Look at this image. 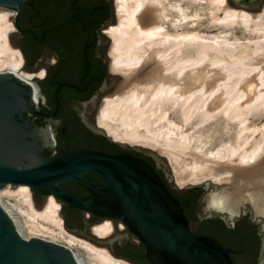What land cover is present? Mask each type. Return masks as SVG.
<instances>
[{"label": "bare ground", "instance_id": "1", "mask_svg": "<svg viewBox=\"0 0 264 264\" xmlns=\"http://www.w3.org/2000/svg\"><path fill=\"white\" fill-rule=\"evenodd\" d=\"M115 1L118 20L109 30L110 67L123 82L104 99L99 126L121 144L158 150L167 157L180 188L224 184L211 193L220 206L231 199L239 213L249 201L256 215H264V122H252L264 115V2L254 12L229 0ZM9 10L0 7V72L31 82L20 49L11 42L15 27ZM150 57L154 67L139 77ZM175 107H180V123L172 117ZM196 115V127L219 116L227 126L236 123L235 142L208 147L211 140L204 139L205 132L185 129ZM14 195L27 204L20 210L23 217L8 199ZM0 204L24 238L66 245L78 264H134L69 231L62 203L53 194L38 207L29 185L7 184L0 189ZM92 231L110 236L113 223L104 220Z\"/></svg>", "mask_w": 264, "mask_h": 264}, {"label": "flooded vegetation", "instance_id": "2", "mask_svg": "<svg viewBox=\"0 0 264 264\" xmlns=\"http://www.w3.org/2000/svg\"><path fill=\"white\" fill-rule=\"evenodd\" d=\"M27 3L21 12L13 9L15 29L11 42L23 55V69L32 75L30 83L34 93L37 91L43 99L39 107L34 103V108L46 114L25 113L43 154L55 157L75 149H95L144 159L170 185L172 193L181 203L189 199V206L184 211L195 234L214 237L230 249L235 264H264V215H256L244 208L233 217V221L228 215L227 220L211 217L203 223L200 231L195 230L193 216L199 221L202 219L195 216L194 209L199 193L204 189L193 187L183 196L152 154L134 148L126 149L99 126L98 108L112 93L119 78L110 67L112 38L109 30L118 20L116 1L28 0ZM90 175L99 186L104 185L103 178L98 174ZM85 179L90 182L88 177ZM62 187L79 197H93L80 182L64 183ZM33 192L36 198L47 197ZM57 199L65 207L64 216L70 224V231L86 237L85 233H93L95 224L110 220L114 232L107 237L113 242L107 245L111 251L136 264H149L146 257L139 258V254H143V245L137 238L135 241L139 243V248L134 246L129 237L131 232L123 221L101 217ZM81 221L85 222L87 229H80L78 223Z\"/></svg>", "mask_w": 264, "mask_h": 264}, {"label": "water", "instance_id": "3", "mask_svg": "<svg viewBox=\"0 0 264 264\" xmlns=\"http://www.w3.org/2000/svg\"><path fill=\"white\" fill-rule=\"evenodd\" d=\"M27 2L0 0V7L21 12ZM33 96L29 81L9 71L0 72V189L7 184H26L37 193L53 194L75 208L120 219L141 241L143 255L149 264H235L230 249L212 236L192 231L181 201L144 159L95 149H75L46 157L25 116L26 112L46 114L34 108ZM99 131L104 132L102 128ZM131 148L141 151V147ZM145 151L158 160L164 157L151 150ZM91 173L103 178L104 185L99 186ZM173 181L176 182L174 174L170 179ZM69 182L82 183L93 197H79L62 187ZM193 187L217 188L211 182L184 188ZM249 205L245 209L254 212ZM214 214L227 220V215L221 213L209 216ZM85 234V238L99 245L108 247L107 244L113 242L109 237L96 236L92 232ZM0 264H78V261L66 245L41 238H24L0 204Z\"/></svg>", "mask_w": 264, "mask_h": 264}, {"label": "rangeland", "instance_id": "4", "mask_svg": "<svg viewBox=\"0 0 264 264\" xmlns=\"http://www.w3.org/2000/svg\"><path fill=\"white\" fill-rule=\"evenodd\" d=\"M229 1H230V3L233 6L243 7V8L249 9V10L254 11V12L260 11L261 7H262V4L264 2V0H229ZM9 11H13V9L10 8ZM166 26H168V28L172 29V26H170V24H166ZM170 55H171V53H170ZM154 64H155L154 59H152L150 57L149 60L147 61L146 65H145V67L142 68V70L139 72L140 73L139 77H142L144 74L149 73L150 70H152V68L154 67ZM117 76H119V78L116 79V85L114 87V90L112 91L111 94L107 95L106 97L114 94L120 88V86L122 85L123 77L121 75H117ZM106 97L104 99H106ZM103 101L101 102L98 110L102 106ZM177 110L180 111V107H175V116H172V117L175 118V121L180 123L181 120H182L181 111L178 112ZM252 119H253L252 120L253 123L261 124V123L264 122V115L256 117V118H252ZM199 121H200V117L198 115L194 116L189 121V123L185 126V129H187L191 133H195V134L199 132V129L201 130L200 132H202V134L205 132L204 135H203L204 139H207L209 141L211 140V142L208 145V147H212V146L214 148H216V146L219 147V143H223V142H225L224 140L228 141L229 139L232 142H235V137H236L235 134H236V131L238 129V125L236 123H234V122L228 123V126H227L226 121L219 116L217 118L210 119L209 121H207L205 123H202V124H200L199 126L196 127V125L198 124ZM197 135H199V133ZM205 135L209 136V138L207 136L205 137ZM257 136H259V133H257ZM110 142H113V141L111 140ZM121 143H123V142H121ZM124 144L126 145L125 146L126 149H129L132 146L133 147H141V151H143L145 153H146L145 150H153V149H148L147 147H143V146H138V145L135 146V145H132V144H127V143H124ZM144 148H146V149H144ZM153 151H155V153H157V154L158 153L161 154L156 149H154ZM161 155H163V154H161ZM158 161L161 163V165L165 169L169 179H171L172 178V174H174V172H173L171 164L168 162L167 157L164 156L163 159L158 160ZM172 184L175 186L177 191L182 193L183 196H184V194L192 191L191 188L180 189L181 186H178L176 184V182H174V181L172 182ZM204 184L205 183H202L201 186H204ZM13 186H15V185H13ZM216 186H217L216 189L214 187H210L207 190H201L200 193H199V198H198L196 207L194 209V214H195V216L196 215L200 216L202 221L197 220L193 216V220H194L193 221V228L195 230H199L200 231L204 227L203 223L206 220H208L209 218H211V217L218 218L219 217V215H217V214H214L213 216H209V214L204 211V199H205L206 194L212 193V192L221 191L223 186H224V184H218V185L216 184ZM13 188H15V187H13ZM248 188H250V187H248ZM15 189H17V188H15ZM33 196H34L36 205L38 207H42L43 201H44L43 199H45V198H43L41 196H38L36 198L35 195H34V192H33ZM8 199L11 201V203L15 204V211L17 212L18 216L23 217V214L20 212V210L21 209L25 210L27 208V204L25 203V201L21 197H19L17 195L9 196ZM247 206H250L249 205V201H245V204L241 205L240 209L247 208ZM60 212L62 213V215H63V217L65 219L63 207H61ZM65 226H66V224H65ZM78 226L80 227V229H83V230L87 229V226H86L84 221H81L80 223H78ZM67 229L69 230V228H67ZM129 237L131 239V242L134 244V246L136 248H139V243H137L135 241V239L137 240V237H135L132 233H130Z\"/></svg>", "mask_w": 264, "mask_h": 264}, {"label": "clouds", "instance_id": "5", "mask_svg": "<svg viewBox=\"0 0 264 264\" xmlns=\"http://www.w3.org/2000/svg\"><path fill=\"white\" fill-rule=\"evenodd\" d=\"M204 211L206 213H208L209 215H211L213 213H221L222 215H236V214H238L233 207V202L231 199H229L224 204V206H220V203L218 202L217 198L211 193H208L205 196Z\"/></svg>", "mask_w": 264, "mask_h": 264}, {"label": "trees", "instance_id": "6", "mask_svg": "<svg viewBox=\"0 0 264 264\" xmlns=\"http://www.w3.org/2000/svg\"><path fill=\"white\" fill-rule=\"evenodd\" d=\"M182 204V206H183V208H184V210L185 209H187L188 208V206H189V199H187L185 202H183V203H181ZM64 206H63V210H64ZM65 224H66V227L67 228H70V224H69V222L67 221V218H65ZM139 258H142V259H145V256L143 255V254H139Z\"/></svg>", "mask_w": 264, "mask_h": 264}, {"label": "built area", "instance_id": "7", "mask_svg": "<svg viewBox=\"0 0 264 264\" xmlns=\"http://www.w3.org/2000/svg\"><path fill=\"white\" fill-rule=\"evenodd\" d=\"M33 94H34L33 100H34L35 106L39 107V105H41V103L43 102V99L40 97L37 91Z\"/></svg>", "mask_w": 264, "mask_h": 264}]
</instances>
